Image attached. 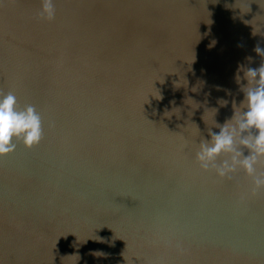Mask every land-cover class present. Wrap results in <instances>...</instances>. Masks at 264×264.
I'll return each instance as SVG.
<instances>
[{
    "label": "water",
    "instance_id": "obj_1",
    "mask_svg": "<svg viewBox=\"0 0 264 264\" xmlns=\"http://www.w3.org/2000/svg\"><path fill=\"white\" fill-rule=\"evenodd\" d=\"M53 3L0 0V89L43 127L0 157V264H264V189L195 158L264 61V0Z\"/></svg>",
    "mask_w": 264,
    "mask_h": 264
},
{
    "label": "clouds",
    "instance_id": "obj_2",
    "mask_svg": "<svg viewBox=\"0 0 264 264\" xmlns=\"http://www.w3.org/2000/svg\"><path fill=\"white\" fill-rule=\"evenodd\" d=\"M55 15L53 0H42L38 19L50 22ZM254 51L264 58V49L257 46ZM247 59L251 62L252 58ZM242 79L247 80L246 85L241 84ZM235 81L244 99L238 107L235 100L232 101L234 114L223 125L216 123L214 127L219 128L218 133L208 129L210 139L201 138L195 158L203 171H213L221 179H231L232 174L242 169L252 178L251 194L254 196L264 189V170H260L264 169V61L255 69L240 65ZM219 103L226 106L228 101L220 100ZM42 138V117L36 108L31 104L21 107L12 91L0 89V157L15 151V142L30 149ZM244 149L248 151L246 156Z\"/></svg>",
    "mask_w": 264,
    "mask_h": 264
}]
</instances>
